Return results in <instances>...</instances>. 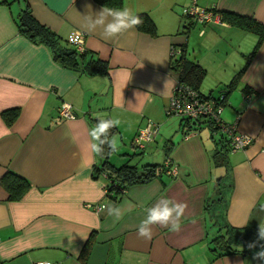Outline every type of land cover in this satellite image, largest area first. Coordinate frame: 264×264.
Wrapping results in <instances>:
<instances>
[{
  "label": "crops",
  "instance_id": "0c3cea01",
  "mask_svg": "<svg viewBox=\"0 0 264 264\" xmlns=\"http://www.w3.org/2000/svg\"><path fill=\"white\" fill-rule=\"evenodd\" d=\"M26 2L60 45L67 44L70 31L82 32L83 51L102 60L106 72L89 76L59 65L47 45L17 32L15 17L23 2L0 0V177L9 170L28 182L13 199L0 182V264H264L253 259L259 245L244 255L215 256L209 248L221 224L247 228L244 233L250 234L264 224V40L219 113L251 142L228 151L224 166H214L213 133H218L200 122L184 125L177 119V134L154 122L156 132L142 147L132 140L139 128L165 111L175 82L168 65L172 45L182 44L185 55L204 69L198 90L211 96L242 67L255 38L222 21L196 22L183 13L192 0H121L118 8L146 13L155 33L133 28L113 40L102 39L99 29L84 30L82 16L103 8L93 0ZM195 5L264 23V0H195ZM191 30L198 43L202 39L194 45L197 49L188 47ZM244 92L252 94L249 100H243ZM61 102L69 104L71 118L59 116ZM100 114L120 121L113 135L131 148L123 143L117 162L138 154L145 159L133 165L152 164L148 156L153 151L161 156L154 164L165 170L127 186L114 201L104 194L103 174L93 173L98 156L91 151L88 133ZM169 167L175 174L167 173ZM162 198L187 205L180 230L155 226L151 241H145L137 235L138 225ZM100 204L119 206L121 219L91 208Z\"/></svg>",
  "mask_w": 264,
  "mask_h": 264
},
{
  "label": "trees",
  "instance_id": "16d2710c",
  "mask_svg": "<svg viewBox=\"0 0 264 264\" xmlns=\"http://www.w3.org/2000/svg\"><path fill=\"white\" fill-rule=\"evenodd\" d=\"M23 7L15 17L16 30L19 34L27 37L29 40L35 43H43L47 45L52 52L54 61L59 65L76 70L81 73L93 76L95 74H103L106 72V64L93 57L87 52H77L71 45H60L58 37L50 31L46 26L39 23L31 15L27 8L26 0H21ZM97 4L108 7L118 8L120 7L121 0H93ZM219 18L222 22L233 25L245 32H250L255 36V42L251 50L245 55V62L240 69L231 77L226 86L219 92V96L211 97L210 94L204 95L198 90L199 83L204 75V69L196 62L189 59L185 55L184 46L182 44L175 47L177 53L169 55L168 65L170 70L175 74V79L187 85L191 89L195 90L200 96L204 98H210L217 102H223L226 95L235 87L238 79L240 78L246 65L249 63L250 58L254 55L257 48L264 40V23H260L254 18L229 11H218ZM142 23L136 27L138 30L146 32L148 34L155 33V27L151 19L144 12L136 13ZM4 115V114H3ZM181 124L188 125V119L180 117ZM106 119H110L106 117ZM11 117L6 121H10ZM94 125L98 123L96 119L92 120ZM210 131H214L213 126L209 121H202ZM195 129V128H194ZM116 131L115 128L110 129V134ZM186 132V131H185ZM103 139V137H102ZM229 151L226 137L218 133L215 148L211 154V161L214 166H224L227 159V153ZM109 148L104 145V152L98 156V164L93 167V173L95 175H104V194L113 201L116 200L122 191L129 185L134 183L145 182L153 177L158 176L164 172V166L161 164H144L140 167L131 165L128 163H122L118 166L112 165L108 161ZM0 182L3 184L7 191L8 198L19 197L28 187L27 180L12 172L6 171L1 177ZM214 200H211L213 202ZM243 229L247 228H234L232 226L221 224L216 227V233H214L209 240L210 250L215 256H221L226 254H240L244 255L251 251L249 244L257 242L258 231L253 229L247 233H244ZM264 241H259L257 245Z\"/></svg>",
  "mask_w": 264,
  "mask_h": 264
},
{
  "label": "clouds",
  "instance_id": "9594fccd",
  "mask_svg": "<svg viewBox=\"0 0 264 264\" xmlns=\"http://www.w3.org/2000/svg\"><path fill=\"white\" fill-rule=\"evenodd\" d=\"M91 9V6H88ZM83 17V28L86 32H96L100 30L102 39L113 40L129 31L130 29L138 27L142 20L128 8H108L103 7L98 12H89ZM168 81L165 84V88ZM96 120L99 121L89 131L92 143L90 145L91 151L96 155H101L104 152V145L109 148V154L118 151V142L115 135L110 134V129L119 125L120 121L117 119H106L103 114L97 115ZM103 137V139H102ZM171 205V206H169ZM187 205L184 203H177L167 198H162L161 202L155 206L148 208L147 216L140 222L137 228V235L145 241H151L153 236V227L160 226L169 228L172 232L180 230V220L184 215ZM107 210V214L115 220H120L122 217V210L116 205H103L100 211ZM257 242L249 244V248L257 247L259 241H264V224L258 226ZM260 251L256 252L253 259L264 261V244H259ZM40 264H47V261H41Z\"/></svg>",
  "mask_w": 264,
  "mask_h": 264
},
{
  "label": "built area",
  "instance_id": "2783aa9c",
  "mask_svg": "<svg viewBox=\"0 0 264 264\" xmlns=\"http://www.w3.org/2000/svg\"><path fill=\"white\" fill-rule=\"evenodd\" d=\"M183 13L193 20L199 23L206 22H221L219 14L211 8H199L195 5V0H192L191 4L183 9ZM82 32L70 31L65 41L71 45L77 52H82ZM177 53L175 47H170L169 55ZM252 94L250 92H244L242 94L243 100H249ZM222 102H217L210 98H204L200 96L195 90L191 89L187 85L178 82L175 79L174 86L169 96L168 102L165 106L166 114H175L180 117L188 119V122H200L209 121L214 128L213 132H217L226 137L229 151L243 149L250 144L251 138L248 135L239 133L236 131L235 123L224 122L220 116ZM58 114L62 118H71L72 113L70 106L66 102H61L58 107ZM205 124V123H204ZM157 125L150 121L146 122L144 126L138 129L135 137L132 140V145L136 147H142L144 141H148L155 134ZM169 174H175V168L169 167L167 170ZM104 176V175H103ZM103 206L95 205L91 208L97 211ZM41 261H33L30 264H40ZM47 264H57L47 261Z\"/></svg>",
  "mask_w": 264,
  "mask_h": 264
},
{
  "label": "rangeland",
  "instance_id": "374dc122",
  "mask_svg": "<svg viewBox=\"0 0 264 264\" xmlns=\"http://www.w3.org/2000/svg\"><path fill=\"white\" fill-rule=\"evenodd\" d=\"M187 20H186V18L185 17H183V19H181V23L183 22V23H187L186 22ZM196 25V24H195ZM180 29H181V26H180ZM244 33L246 34L245 36H251V38L252 39H254L255 38V36L252 34V33H250V32H245L244 31ZM187 39H189V42H190V45H188V47L190 48V46L191 45H195V44H197V46H199L201 43H202V39H201V41H200V43H198V41H197V37H196V35H195V32L193 31L192 32V30H191V33L190 34H188L187 35ZM246 39H247V37H246ZM248 40V39H247ZM253 44V43H252ZM251 44V45H252ZM245 45V42H243V46ZM247 45V44H246ZM251 45H249L248 46V48L247 49H249L250 47H251ZM197 46H194L195 47V49H197ZM210 80V79H209ZM236 95V94H235ZM217 96H219V92H216V91H214L213 90V92H212V94H211V97H217ZM225 106V105H224ZM223 106V107H224ZM227 106V105H226ZM224 108H227V107H224ZM156 115H159L160 116V119H156V120H152L153 122L152 123H154V122H157L158 123V127H160L162 130L164 129V131H166V132H171L172 134H177V132H174V128L176 127V124H177V119H181L180 118V116L179 115H175V114H166L165 113V111H164V109H161V111H159ZM191 122V121H190ZM174 127V128H173ZM206 128H202L201 129V131H203V133L205 134L206 133ZM214 134V137L216 138L217 137V134L216 133H213ZM115 137H116V139H117V141H118V144L120 145V146H118V151H116V152H114V153H111V154H109L108 155V161H110L111 163H115V166H118V165H120V164H122V162L123 161H125V162H128V164H130L131 163V165H132V163L133 162H138V160H140V159H145V157H143V158H139V155L137 154V155H135L134 156V158L133 159H128L127 157H125L124 159H123V161L122 162H117L118 160H117V154H118V152H123L122 151V148H121V145L123 144V143H125L126 144V146L128 147V148H130V146H129V144H128V141H125V140H122V139H119L118 138V136L117 135H115ZM120 147V148H119ZM153 147V146H152ZM154 148V147H153ZM131 149V148H130ZM152 150H154V149H152ZM127 152V154L128 155H131L132 153H131V151L130 150H127L126 151ZM152 155L151 156H148V158H149V160H151L152 161V163H160V162H158L156 159L157 158H159V161H160V158H161V156H159L158 157V155L156 154V153H153V151H152V153H151ZM119 158V157H118ZM114 161V162H113ZM140 163H143L142 161L140 162ZM139 165V164H138Z\"/></svg>",
  "mask_w": 264,
  "mask_h": 264
}]
</instances>
